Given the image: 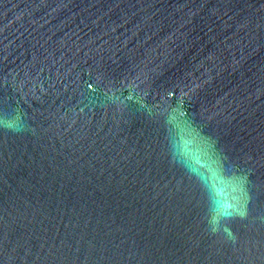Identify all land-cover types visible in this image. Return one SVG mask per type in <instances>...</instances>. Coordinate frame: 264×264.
Here are the masks:
<instances>
[{
    "label": "water",
    "instance_id": "95a60500",
    "mask_svg": "<svg viewBox=\"0 0 264 264\" xmlns=\"http://www.w3.org/2000/svg\"><path fill=\"white\" fill-rule=\"evenodd\" d=\"M0 264H264V0H0Z\"/></svg>",
    "mask_w": 264,
    "mask_h": 264
}]
</instances>
